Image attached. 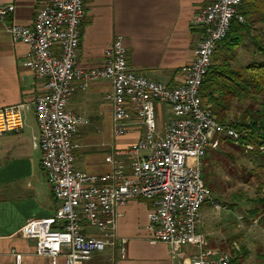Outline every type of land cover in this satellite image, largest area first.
<instances>
[{"label":"built area","instance_id":"built-area-1","mask_svg":"<svg viewBox=\"0 0 264 264\" xmlns=\"http://www.w3.org/2000/svg\"><path fill=\"white\" fill-rule=\"evenodd\" d=\"M87 2L49 0L38 11L34 26L7 27L14 42L30 47L26 65L45 83L34 100L40 131L35 145L42 151V166L59 202L54 217L28 221L22 235L35 242L41 257H63L65 264H91L110 252V262L116 264L118 258L127 257L128 240L118 235L121 209L134 200H145L151 205L150 243L166 245L171 264H241L237 262L242 253L238 243L232 244L233 251L214 248L200 228L205 205L228 209L214 200L206 186L203 162L210 150L218 148V136H228L241 145L242 134L234 128L237 120L219 122L204 104L202 88L233 23L246 21L243 0H216L195 15L192 26L203 31V38L193 62L181 70L184 80L174 87L136 73L121 36L106 51L101 67L80 66ZM13 11L12 6L0 9V18ZM98 81L112 84L106 100L113 108L114 137L142 131L138 142L123 153L129 158L127 165L114 156L106 158L113 166L106 175L77 168L76 137L88 120L69 109L77 91ZM157 104L171 111L170 120L161 126ZM23 108L0 112V136L22 127ZM242 146L246 152L254 149ZM238 219L245 221L244 216ZM187 248L192 250L190 254L185 252ZM16 258L21 264L22 256Z\"/></svg>","mask_w":264,"mask_h":264},{"label":"crops","instance_id":"crops-1","mask_svg":"<svg viewBox=\"0 0 264 264\" xmlns=\"http://www.w3.org/2000/svg\"><path fill=\"white\" fill-rule=\"evenodd\" d=\"M48 1L0 0V9L14 7L5 19L0 18V112L24 106L22 127L0 136V264H18L16 255L22 256L21 264H65L63 257L53 260L38 256L35 242L22 235L28 221L54 217L59 202L43 169L42 151L35 145L40 131L34 100L43 92L45 83L37 80L26 65L30 47L14 42L7 31L12 24L34 26L38 11ZM214 1L88 0L79 64L84 68L101 67L106 51L121 36L136 73L170 87L177 86L184 80L182 68L193 62L203 38V31L194 28L192 21L202 8ZM252 33L263 36L264 26L256 24ZM253 54L259 56L256 47ZM111 90L110 82H95L87 90L77 91L69 105L70 110L88 120L76 137L79 146L76 166L89 174H110L113 166L106 161L108 156L127 165L129 158L123 153L131 150L142 136V131L135 130L123 138L114 137L113 108L106 100ZM163 106L157 104L159 108ZM121 211L118 235L128 240L127 257L118 258L116 264H171L169 248L150 243V203L134 200ZM203 215L200 232L212 247L225 250L227 240L218 235L219 226H212V222H229V219L209 204L204 206ZM255 219L263 222L264 218ZM185 252L190 254L192 250L187 248Z\"/></svg>","mask_w":264,"mask_h":264},{"label":"trees","instance_id":"trees-1","mask_svg":"<svg viewBox=\"0 0 264 264\" xmlns=\"http://www.w3.org/2000/svg\"><path fill=\"white\" fill-rule=\"evenodd\" d=\"M242 12L246 18L245 23L234 22L227 38L218 49L213 65L202 88L204 104L210 109L216 119L225 124L229 120V115L234 110L240 114L233 117L237 120L235 129L241 135V145H236L232 138L228 136H218L216 141L219 144H227L244 155L249 156L258 166L264 169V35L254 37L255 47L259 56V62H253L239 70L232 69L228 64L233 60L234 49L240 47L245 37L252 33L256 24L264 26V0H243ZM222 50L225 54L219 53ZM215 62L226 63L218 68ZM250 100L251 104L245 109L240 105ZM258 106V107H257ZM242 144L252 145L253 151L246 152ZM209 152H214L210 150ZM208 156V155H207ZM206 159V158H205ZM210 172L203 162V179L206 186L215 192L210 180ZM246 215L255 218H264V199H256L255 209ZM248 222V216L245 218ZM247 251L242 248V253L237 260L243 263L248 257Z\"/></svg>","mask_w":264,"mask_h":264},{"label":"rangeland","instance_id":"rangeland-1","mask_svg":"<svg viewBox=\"0 0 264 264\" xmlns=\"http://www.w3.org/2000/svg\"><path fill=\"white\" fill-rule=\"evenodd\" d=\"M257 36L259 33L248 34L242 45L234 49L233 54L228 55V57L233 55L234 59L227 65L239 70L253 62L261 61L258 55L253 54L256 43L254 37ZM220 52L225 54L222 50ZM225 64L215 62L218 68ZM249 104L250 100L241 104L240 108L245 109ZM236 107L238 105H235L228 119L240 114V111H235ZM156 113L159 126L171 118L170 109L166 105L162 108L157 107ZM213 150L214 152H209L204 160L215 189L213 198L222 208L231 209L232 212L228 209L214 210L223 213L229 222H212V226H219L218 235L226 238L225 250L233 251L232 244L236 242L249 254L243 263L264 264V219L263 222H259L258 219L246 215L255 209L256 199H264V169L255 171L258 165L249 156L227 144H219L218 148ZM240 216L245 218L248 216V222L241 223L238 219ZM91 264H111L110 256L108 254L99 256Z\"/></svg>","mask_w":264,"mask_h":264}]
</instances>
